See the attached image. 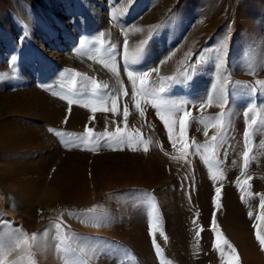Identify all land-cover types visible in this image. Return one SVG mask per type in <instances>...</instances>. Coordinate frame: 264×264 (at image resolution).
I'll return each mask as SVG.
<instances>
[{
  "label": "rangeland",
  "instance_id": "rangeland-1",
  "mask_svg": "<svg viewBox=\"0 0 264 264\" xmlns=\"http://www.w3.org/2000/svg\"><path fill=\"white\" fill-rule=\"evenodd\" d=\"M216 1L0 0V122H13L21 129L19 131L27 138L26 149L37 153L35 158L39 160L40 166L45 163L44 166L50 167V170H57L70 154H88L92 160L121 151L131 156H147L150 140L145 132L133 129L131 124L125 123L128 115L125 120L123 117L116 124V129L106 130L107 132L96 131L93 127L79 132L53 128L49 122L40 120L41 117H32L34 114L41 116L39 105H30L32 111L27 107L24 112V107L16 108L28 93L59 97L70 104L68 107L78 103H91L92 108L104 107L108 101L116 98L121 103L123 113L125 107L128 112L131 106L138 109L136 105L141 107V103H144V106L153 107L156 116H165V120L173 126L166 138H160L157 144L163 147L168 145V148H163L165 153L158 164L168 173L167 181L170 180L169 185L176 193L168 195L167 192H162L153 197L146 194L147 198L143 202L148 210L139 206L135 208L137 213H148L146 233L151 260L146 264H258L260 259H264V244L260 243L257 235L259 233V237L264 238V209L260 207L264 202V73L259 76L249 70V63L254 60V54L247 51L250 48L251 35L241 31V40L229 45V50H232L229 59L232 62L228 56L224 57L226 63L217 62L220 50L227 49L228 45L225 38L216 36V32H221L227 26L232 27V22L236 20L231 21V16L225 17L226 12L233 11L239 5V0L220 1L225 5V12L220 17L223 21H220L208 38L209 41L213 39L214 43H218L203 47L204 56L201 54L202 58L200 56L198 62H191L195 64L194 69H191L190 64L189 68H181L174 74H164L161 70L151 71L153 68L159 69L157 66H160L162 59L166 58L165 55L174 46L185 44L186 36L194 23L200 16L206 15ZM261 3L264 6V2ZM175 7L179 11L174 12ZM261 18L260 25L256 24V27L264 32V12L261 13ZM242 22L245 23L246 20L243 19ZM54 26H59L60 31L53 35L50 30ZM107 31L122 35V38L119 36L122 40L119 38V45L113 44L107 38ZM93 35L97 38L90 39ZM244 38L249 42L243 41ZM130 40H141L143 43L147 41L143 50L147 52L149 48V52L154 53V58L149 59L141 49L131 53L127 51L128 62L138 64L149 60V63L125 67V56L117 54V50L118 47L129 50ZM194 57L193 52L190 60ZM75 59L110 71L115 68L116 74L122 73L127 80L119 81V89L113 88L108 83H103L98 70L84 73L76 68ZM239 63H242V68L238 67ZM236 65L241 69L235 67ZM244 65L247 67H243ZM185 71L188 72L186 76L183 75ZM128 72H148V76L144 78L145 84L141 85V77L136 75L133 77V86ZM219 78H223V83L219 84L218 89L224 86L228 91L223 100L218 95L214 96L218 89L211 91L209 87ZM203 79L205 83L201 84ZM209 82L212 84L208 86ZM161 88L164 91L161 92ZM145 89L152 90L154 94L148 95ZM165 92L167 96L182 100L195 99L203 94L202 101L207 103V107H202L196 99L192 108L185 111L191 115L188 123L181 129L185 112H178V102L167 106L165 110L158 109L166 104L163 96ZM234 95L240 99L234 100ZM260 97L263 98L259 99ZM10 102L15 106L11 107ZM230 105L243 108V112L235 119L240 125L239 130L235 125L231 126ZM13 107L16 112L21 109L20 112L24 114L18 111L16 114L20 116H17ZM27 109L33 114L29 111L28 114ZM3 113L5 114L2 119ZM68 115L71 118V111ZM253 120L256 121L255 125H252ZM13 123L12 126L15 127ZM246 132L249 134L247 143ZM27 140H31V143ZM32 141L34 145L31 146ZM45 141L49 146H43ZM39 143L41 145L37 147ZM245 151L249 153L247 162L243 155ZM55 152L59 153L52 159ZM10 157L12 156L0 153V161ZM197 169L208 177L206 186H203L205 193L200 195H195L192 191H196L198 187L195 181ZM38 179L39 193L30 204L23 202L20 196H16L0 180V227L5 231L0 238V264H12L10 258L18 253L15 251L16 245L10 242L12 235L26 239V246L20 247V250L30 254L26 264H43L42 259L37 261L34 251L26 248L30 243L32 249H38L40 254L42 252L41 257L49 260L50 254L44 251L46 235L49 232L68 241L67 245L59 244L53 251V264H75L68 252L81 249L89 251L90 244L94 243V232H76L71 225L75 221L79 228L90 229L87 223H97L95 220L102 217L99 209L92 211L90 207L76 208L75 204L61 206L59 202L46 203L48 201L44 200V183L42 179ZM217 189H220L219 193ZM229 193V199L242 210L243 219L252 231L253 243H256L251 251L259 249L260 256H255L251 251H242L238 244L235 248L232 247L234 244L230 242L222 224ZM10 203V211L16 214V218L11 213L5 215L4 210ZM150 214L152 218L149 217ZM169 214H176L175 219L180 221V228L184 230L183 240L179 242L168 232L169 223L165 222V217ZM216 231L222 233L226 244L223 251L225 253L220 252V247L218 248L216 239L214 240ZM61 252L66 254L65 258L60 259ZM213 252H217L216 255ZM21 264L25 262L22 261ZM119 264L130 263L121 261Z\"/></svg>",
  "mask_w": 264,
  "mask_h": 264
},
{
  "label": "bare ground",
  "instance_id": "bare-ground-1",
  "mask_svg": "<svg viewBox=\"0 0 264 264\" xmlns=\"http://www.w3.org/2000/svg\"><path fill=\"white\" fill-rule=\"evenodd\" d=\"M199 1L200 0H194V3H199ZM220 1L221 0H217L215 5H211V9H209V12L206 13V15L200 16V19L198 21L196 20L197 22L194 23L193 27L186 36L185 44L174 46V48L165 55L166 58L162 59L163 63H160V66H157L159 67L158 70H161L162 72H164V74L167 72L174 74L181 68H189L191 62H198L199 59L202 58L201 54L203 52V47L209 46L211 43L212 45L218 43H214L213 39L211 38V41H209L208 38L210 37V33H212L213 30L218 26V24L223 21L220 20V17L222 16V13L225 9V5L220 3ZM261 2H264V0H239V5H236L233 11L230 10L229 12H226L225 17L231 16V21H236L232 22L234 24L231 28H228L227 26V28L225 27L224 29L222 27L223 30L221 32H216V34H218L216 36L225 38L228 45V47H226L227 49L224 50L223 48L220 50L221 53L217 58V62L219 64H221V60L225 61L224 59L227 58V56L228 59L230 58V56H232V50H229V45L233 43L235 44L238 40H241L239 39V36H241V31H244L245 33L251 35L250 48L247 51L251 55L254 54V60L249 63L251 68L249 70L251 72L259 74V76L260 74L264 73V41L262 42L264 32L260 30V28L258 29V27H256V24L260 25L262 19L261 13L264 12V6ZM177 11H179V8L175 7L174 12ZM243 19L246 20L245 23L242 22ZM232 23H230V26ZM59 31V26H54L50 30V32H53V35L58 34ZM119 36L120 35L115 32L107 31V38L110 39L113 44L119 43V38L122 35L120 37ZM124 37H126V35H124ZM94 38H97V36L93 35L90 37V39ZM243 41H248V39L244 38ZM124 42L128 43V41ZM144 44L145 43H143L141 40H130V43H128L129 50H122L118 47L117 54L126 56L127 51L131 53L139 49L143 50L146 47V45ZM225 44L226 42L224 43V45ZM193 52L195 53V57L190 60V56ZM144 54L149 59L154 58V53L149 52V48L147 52H144ZM202 55L204 56V53ZM234 61L235 60H233V62ZM230 62L232 61L230 60ZM147 63H149V60L138 64H132L129 62V66L133 67L145 65ZM74 65L84 73H91V70H98L100 79L103 81V83H108L113 88L119 89V81L123 79L127 80L126 77L122 76V73L116 74L113 73V71L107 70L106 68L103 69L100 66H90L88 63H82L80 60H76ZM239 66L242 68V63L241 65L239 63L238 67ZM235 67H237V65ZM243 67H245V65ZM241 68L238 69L240 70ZM149 72L152 73L153 71ZM202 83H205L204 79L201 80V84ZM210 83L211 82H209L208 86L210 85ZM221 83H223V78H219V80L217 79V81L212 86H209L210 90H217L219 84ZM184 93L188 94V91H185ZM226 94H228V91L224 86H222L218 89L217 93H215L214 96L218 95L219 98L221 97L222 99L223 97L227 96ZM163 96L165 97L164 99L166 104L159 108L158 106H156V109L158 108L159 110H165L167 106L178 102V112H185L188 109L192 108L191 106L196 103V99L197 101H200L199 104L202 107H207V103L202 101L203 94L202 96H198L195 99L187 100H182L181 98H176L170 95L169 97L167 96L166 92L163 93ZM263 97H260L259 99H262ZM18 99L20 100V97ZM216 99H218V97ZM238 99L240 98L236 95L234 97V100ZM20 101H22V103L20 105H17L16 108L24 107V112L25 107L31 110L33 109L30 108L32 104H34V106L37 104L39 105V108L41 110V116L34 114L32 117H34L35 119L38 117L40 119L41 117L40 120L49 122L51 124L50 126L53 128H64L68 131L73 132H79L87 127H93L96 131L114 130L116 124L120 122L123 117L125 120V116L123 115V108H121V103L116 98H112L104 107L99 106L94 108H92L93 104L91 103H78L74 106L68 107V105L70 104L59 97H47L45 96V94L38 95L36 92L25 94L23 100ZM113 102H115L116 105L115 113H113V111L111 110ZM9 104L11 105V102ZM13 105L15 106V104ZM13 105H11V107ZM28 109L27 113L29 111ZM20 110H18L19 113L24 114L23 112H20ZM242 110V107L234 105L229 106L231 126L235 125V128L237 127V130H239L240 125L235 119H237L238 114L243 112ZM18 111H15V114H18ZM69 111H71V118L68 115ZM29 113L33 114V112L30 111ZM36 113L38 114V110ZM4 114L5 113H3V116L1 114L2 119L4 118ZM28 114H26L25 116H27ZM5 119H7V117ZM127 119L128 121H124L126 124H131L133 129H139L145 132L148 140H150V143L148 145L149 153L147 156H143L142 154L131 156L129 154H124L121 151L118 154H105L98 157L96 156L97 158L92 160L88 154H70V156H68L66 160L64 159L65 161L61 166L58 167L57 170H50V167L44 166L45 163L40 166L39 160H36L35 158L37 156V153H32L30 152V150L26 149L28 148L26 145L27 138H25V135L19 131L21 129L17 128L13 122L6 123V120L3 121V123L2 121L0 122V153L12 156L8 160L0 161V180L5 186L7 185V187H9V189L12 190L16 196H20L23 202L30 204L31 201H33V198L36 197V195L39 193L37 186H39L38 178H40L44 183V190H42L43 195L46 194V196L44 197V200L48 201L46 203L59 202V205L61 206L65 204H75L76 208L82 209L90 207L92 208V211H96L97 209H99V211L102 213V217L100 218V220H95L97 223H94L92 221V223H87L90 229L79 228L77 222H72V230H75L76 232H78L77 230H79L81 233L94 232V243L90 244L89 251L86 249H81L77 250L76 252H68V254H70V256L72 257V263L119 264L121 261H126L130 264H146L151 260L149 254V239L146 233L148 213H137L135 211V208L139 206L141 209L148 210V208L145 206L146 204L143 202V200L147 198L146 194L153 197L162 192H167L168 195L176 193V191L169 185L170 180L167 181L168 173L158 164V162L163 159L165 153L164 149L168 148V145L165 144L163 147L161 146V144H157L160 138H166L167 133L173 129V126L170 124V122L165 120V116H156L153 107L150 108L148 106H144V103H141V107H139L138 109H135L133 106H131L128 110ZM7 120L9 121V118ZM12 123L15 125V127L12 126ZM41 137L46 138L45 135H41ZM41 143L37 144L36 146L38 147V145H41ZM32 145H34L33 141L31 146ZM43 146L45 147L49 145L45 141V144ZM33 147L31 149H33ZM56 153L59 152H55V154H53L52 156L50 155L52 159L54 156L56 157L58 155ZM207 178L208 177L206 173H201L200 171H198V169L196 170L195 181L197 182L196 184L198 187H196V191L198 192L194 191V189L192 190L195 195H197L196 193H198L199 195L201 193H205L203 186H206ZM230 196L231 194L229 193L227 195V206H225L224 216L222 217L223 227L227 231L230 242L234 244H232V247L235 248V246H237L238 244L242 251L249 252L256 242L253 243L254 237L252 231H250L249 229L248 223L243 219L242 210L237 206L235 202H232L229 199ZM10 208L11 203L7 206V209L4 210L6 213L5 215H9V213H11L13 217L16 218V214L10 211ZM174 215L169 214L168 216H166L165 222L169 223L167 229L170 233V236L174 240L176 239V241L179 242L180 240H183L184 230L182 231V229L180 228L181 223L179 220L177 221L175 219ZM149 217L152 218L151 214L149 215ZM262 223H264V219ZM4 233L5 231L3 230V227H0V238L3 237ZM96 233L98 237H96ZM55 236L50 232L46 235L47 242L45 243L44 251L50 254V258L48 261H46V257H41L42 252L40 254L38 249H32L31 243L26 248L34 251V255L37 261H41L42 259L43 264H53L54 259L52 258L55 257L53 251L58 248L59 244H63L64 246L68 244V241L65 238ZM52 237H54L55 239L51 240ZM215 239L218 248L220 247V252L225 251L226 244L222 239V233L220 231H216L214 240ZM10 242H13L16 245L15 251L18 252L16 255L10 258V262L12 264H21L22 261H24L25 264L28 263L30 254H27L23 249L20 250V247L26 246V239L24 237L17 238L12 235ZM251 252L255 256H260L259 249H253ZM216 253L217 252H215L214 254L216 255ZM65 256L66 254L64 252H61L59 254L60 259L65 258ZM258 264H264V259H260Z\"/></svg>",
  "mask_w": 264,
  "mask_h": 264
},
{
  "label": "snow or ice",
  "instance_id": "snow-or-ice-1",
  "mask_svg": "<svg viewBox=\"0 0 264 264\" xmlns=\"http://www.w3.org/2000/svg\"><path fill=\"white\" fill-rule=\"evenodd\" d=\"M144 43H145V45H146V44H147V41H145ZM13 59H15V58H13ZM161 63H163V61H162ZM124 64H125V67H128V66H129V62H128V59H127L126 56L124 57ZM221 64H223V61H222V60H221ZM105 67H107V65H105ZM190 67H191V69H194V68H195V64H194V63L191 64ZM111 70L113 71V73H116V69H115V68H112ZM151 71H153V72H157V71H158V68H154V69H152ZM187 74H188L187 71H185V72L183 73V75H185V76H186ZM127 75H128V77H129V79L132 81L133 86H135V79H134L133 77L136 76V75H139V76L141 77V79H140V84H141V85H144V84H145V79H144V78L148 76V72H143V73L128 72ZM144 91H145L148 95H152V94H154L153 91H152V90H149V89H145ZM160 91L162 92V91H164V89L161 88ZM126 94H127V93H125V95H126ZM209 102H210V101H209ZM136 106H137V108H139V104H137ZM111 110L113 111V113L116 112V105H115V102H113V105H112V109H111ZM141 114H143V113H141ZM123 115H124L125 117L128 115V112H127V108H126V107H125V109H124V113H123ZM190 115H191V114H190L189 112H185V113H184V120L181 121V129H183V127L188 123ZM165 123H167V122H165ZM255 124H256V121L253 120V121H252V125H255ZM250 127H251V125H250ZM248 135H249V134L246 132V133H245V138H246V141H245V142H246V143H247V137H248ZM243 155H244L245 162H247V159H248V156H249L248 151H245ZM216 191H217V193H219L220 189H217ZM261 208L264 209V202L261 203ZM262 218H264V216H262ZM213 224H215V220H213ZM213 230H215V229L213 228ZM257 235H258V239L260 240V243H261V244H264V238L259 237V234H258V233H257Z\"/></svg>",
  "mask_w": 264,
  "mask_h": 264
}]
</instances>
